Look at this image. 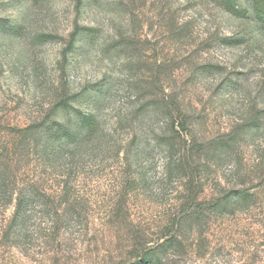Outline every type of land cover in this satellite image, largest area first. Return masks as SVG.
Returning <instances> with one entry per match:
<instances>
[{"label": "rangeland", "instance_id": "rangeland-1", "mask_svg": "<svg viewBox=\"0 0 264 264\" xmlns=\"http://www.w3.org/2000/svg\"><path fill=\"white\" fill-rule=\"evenodd\" d=\"M78 27L88 30L70 49ZM78 92L74 105L99 122L95 138L58 150L63 137L41 160L40 133L30 154H16L10 128L51 113L65 120L54 107ZM7 143L0 167L15 184L1 190L0 232L28 182L40 204L74 206L55 208L69 217L55 242L47 229V246L30 241L11 256L2 248L0 264H130L138 238L153 246L175 230L181 244L164 264H264V29L218 0H0ZM231 188L252 202L175 227L190 191L209 201ZM80 214L82 227L71 220Z\"/></svg>", "mask_w": 264, "mask_h": 264}, {"label": "trees", "instance_id": "trees-1", "mask_svg": "<svg viewBox=\"0 0 264 264\" xmlns=\"http://www.w3.org/2000/svg\"><path fill=\"white\" fill-rule=\"evenodd\" d=\"M222 8L229 14L237 18H249L254 17V19L261 25L264 29V0H218ZM81 30L87 31L88 28L78 27L77 30L72 35V41L69 48L74 47L75 41ZM231 40L233 38H230ZM68 48V49H69ZM81 92L65 95L63 96L55 105L56 108H63L67 112L65 120H57L51 118V114H48L40 122L32 123L26 127L21 128H10L12 132L16 134L15 142L18 151L16 154L28 155L30 154L31 145L34 144V135L44 134L47 136V144L44 145V150L38 153V156L45 160L49 159L53 151L50 150V145L56 143V141L62 140L66 137L67 141L59 144L58 150L65 148L68 144H71L75 148L80 147L85 141H91L95 138L99 122L97 117L92 112H85L81 108L74 105L73 100L80 97ZM258 121V118H255ZM252 120L250 126H256ZM260 120V118H259ZM175 131L176 121L173 123ZM177 126L181 130L186 129V125L182 120L177 121ZM45 131V133H44ZM235 131L233 134H229L227 138L221 141L222 144H230V140L235 139ZM17 139V140H16ZM7 146H2L0 144V159L10 158L8 157L9 149ZM1 164V163H0ZM5 168L0 167V198L3 193L7 192L5 190L14 189L15 180L13 181V175L6 172ZM37 190L32 188V184L26 183L22 188H18L15 197H12L15 191H12L11 197L13 204V213L8 219L4 228L0 232V240L2 241V246L0 250L4 248L3 252L5 254L16 253L22 251L23 247L27 242L35 241L38 242L39 246H47L51 241L52 234H48L46 230L56 231L53 238V242L60 235L59 231L66 222L69 221L68 216H63L60 213L54 212L62 206L64 209L67 205L74 206V204L69 203V201L63 204H57L55 207L53 203H42L40 204L42 194ZM253 194L247 189L231 188L225 191L222 198H217L215 200L201 201L196 196V192L190 191L182 207L180 217L175 223V227H181V221L185 219H190L193 223L199 221H205L207 219V211L214 213L216 215H221L224 212H229L234 210L238 205H245L246 203H251ZM40 199V200H39ZM69 203V204H68ZM65 204V206H64ZM53 211V212H52ZM83 215H77L72 217L75 222H79V226L82 227L84 224ZM67 219V220H64ZM47 225V226H44ZM59 230V231H58ZM176 231V230H175ZM175 231H166L163 235L158 238L153 246H149L148 242L138 238L133 245L132 251L133 256L130 258V264H164L167 253L171 248H177L181 244L179 238L180 235H174ZM174 233V234H173ZM54 245V243H53Z\"/></svg>", "mask_w": 264, "mask_h": 264}]
</instances>
